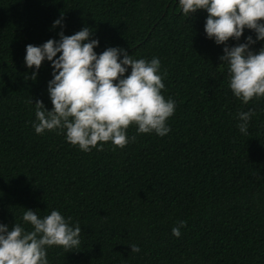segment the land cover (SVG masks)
Segmentation results:
<instances>
[{"label":"trees","instance_id":"1","mask_svg":"<svg viewBox=\"0 0 264 264\" xmlns=\"http://www.w3.org/2000/svg\"><path fill=\"white\" fill-rule=\"evenodd\" d=\"M61 15L65 35L94 31L98 54L119 46L161 60L163 95L176 101L166 136L130 125L134 142L85 153L62 134L35 133L33 104L52 108V69L42 62L32 80L25 46L59 39ZM206 16H184L178 0H0V223H21L25 209L78 222L81 246L49 248V264H264V98L232 95ZM249 109L244 135L235 116Z\"/></svg>","mask_w":264,"mask_h":264},{"label":"clouds","instance_id":"2","mask_svg":"<svg viewBox=\"0 0 264 264\" xmlns=\"http://www.w3.org/2000/svg\"><path fill=\"white\" fill-rule=\"evenodd\" d=\"M178 6L186 17L197 10L207 12L204 32L216 45L224 46L219 59L226 66L232 95L245 105L264 98V46L253 50L257 42H264V0H178ZM57 26L62 29L59 39L25 46L23 63L34 69L32 80L42 62H50L52 69L47 85L51 110L42 101H30L36 134H62L66 142L89 153L103 150L107 142L114 149L134 142L136 136L127 134L130 125L135 126L136 135L164 137L171 131L168 121L176 101L163 95L167 74L158 57L136 59L119 46L98 54L94 49L99 40L93 38L91 28L65 35L63 15L53 22L52 27ZM245 29L255 38L248 35L240 42ZM230 38L236 42L233 46L228 44ZM254 115L252 109L236 113L241 134L248 135ZM21 220L11 228L0 223V264H49V248L62 247L68 253L81 246V226L57 209L44 216L25 209ZM185 226L186 221L179 220L171 234L179 238ZM130 248L133 253L140 251L136 244Z\"/></svg>","mask_w":264,"mask_h":264}]
</instances>
